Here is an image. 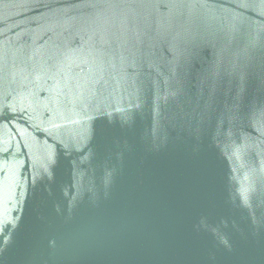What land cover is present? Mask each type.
Instances as JSON below:
<instances>
[{
    "label": "water",
    "instance_id": "95a60500",
    "mask_svg": "<svg viewBox=\"0 0 264 264\" xmlns=\"http://www.w3.org/2000/svg\"><path fill=\"white\" fill-rule=\"evenodd\" d=\"M0 264H264V0H0Z\"/></svg>",
    "mask_w": 264,
    "mask_h": 264
}]
</instances>
